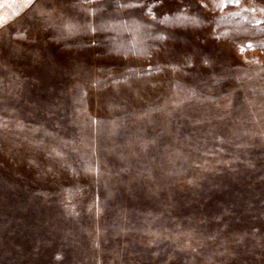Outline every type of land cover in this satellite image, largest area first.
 Returning a JSON list of instances; mask_svg holds the SVG:
<instances>
[{
  "label": "rangeland",
  "instance_id": "obj_1",
  "mask_svg": "<svg viewBox=\"0 0 264 264\" xmlns=\"http://www.w3.org/2000/svg\"><path fill=\"white\" fill-rule=\"evenodd\" d=\"M0 264H264V0H0Z\"/></svg>",
  "mask_w": 264,
  "mask_h": 264
},
{
  "label": "snow or ice",
  "instance_id": "obj_2",
  "mask_svg": "<svg viewBox=\"0 0 264 264\" xmlns=\"http://www.w3.org/2000/svg\"><path fill=\"white\" fill-rule=\"evenodd\" d=\"M161 2H162V0H161ZM230 2L238 4L239 0H230ZM204 6H205L204 4H201V7H204ZM225 6H227V5H225Z\"/></svg>",
  "mask_w": 264,
  "mask_h": 264
}]
</instances>
